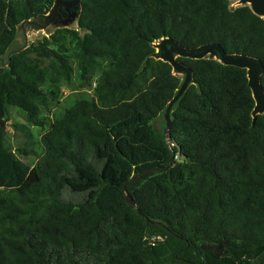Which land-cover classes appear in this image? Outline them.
I'll list each match as a JSON object with an SVG mask.
<instances>
[{
  "label": "trees",
  "instance_id": "trees-1",
  "mask_svg": "<svg viewBox=\"0 0 264 264\" xmlns=\"http://www.w3.org/2000/svg\"><path fill=\"white\" fill-rule=\"evenodd\" d=\"M52 3L0 0V55ZM230 5L82 0L80 30L42 35L0 67V122L20 117L25 137L27 124L44 129L30 165L0 124V264H264V114L251 125L246 69L179 57L195 84L170 143L152 127L181 80L149 57L154 40L216 42L264 65V19ZM72 79L91 96L49 118Z\"/></svg>",
  "mask_w": 264,
  "mask_h": 264
},
{
  "label": "water",
  "instance_id": "water-1",
  "mask_svg": "<svg viewBox=\"0 0 264 264\" xmlns=\"http://www.w3.org/2000/svg\"><path fill=\"white\" fill-rule=\"evenodd\" d=\"M248 5L258 16L264 19V0H236V6ZM82 10V0H53L47 12L39 13L30 18L20 21L16 26L15 36L7 46L5 52L0 55V67H5L10 62L11 55L20 52L29 46L26 40V30H46L49 37L58 28H70L80 30L79 18ZM154 51L149 57L163 60L170 64L172 73L180 76V84L172 98L166 104L163 112L152 120L153 130L157 135H162L167 143H170V129L172 125V112L183 97L187 88L195 84L192 69L181 62L178 58L189 59H214L224 65H233L246 69L248 86L254 99V106L251 111L252 123L254 125L257 115L264 114V84L261 82V75L264 71L263 62L252 55L236 52H227L219 43L207 42L195 47L181 45L178 41L169 36H162L151 42ZM5 121L1 120L2 128H5ZM40 127V126H39ZM182 161V159H179ZM140 176L134 178L137 180ZM126 201L136 206L128 192H125Z\"/></svg>",
  "mask_w": 264,
  "mask_h": 264
},
{
  "label": "rangeland",
  "instance_id": "rangeland-1",
  "mask_svg": "<svg viewBox=\"0 0 264 264\" xmlns=\"http://www.w3.org/2000/svg\"><path fill=\"white\" fill-rule=\"evenodd\" d=\"M231 5H236V0H231ZM46 30H26V40L33 42L35 39L40 38L42 35L47 36ZM92 91L86 88H79L74 79L70 83H64L60 88L58 96L54 102L49 106V110L46 114L49 118L54 119V117L59 114L64 108L69 107L74 100L82 96H91ZM22 122V119L18 116L11 114L10 120L5 122L6 139L10 144L12 150L16 155L22 158L26 163L33 165L38 157L42 154L43 147L39 141V137L44 129L39 127L35 128L31 124H27L31 136L25 137L22 132L14 128L11 124ZM48 126H45V129ZM21 150H26V154H23Z\"/></svg>",
  "mask_w": 264,
  "mask_h": 264
}]
</instances>
